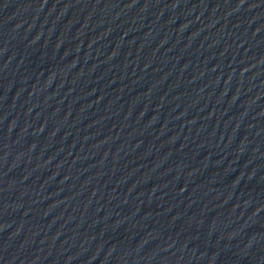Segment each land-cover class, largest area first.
<instances>
[{"label": "water", "instance_id": "water-1", "mask_svg": "<svg viewBox=\"0 0 264 264\" xmlns=\"http://www.w3.org/2000/svg\"><path fill=\"white\" fill-rule=\"evenodd\" d=\"M0 264H264V0H0Z\"/></svg>", "mask_w": 264, "mask_h": 264}]
</instances>
